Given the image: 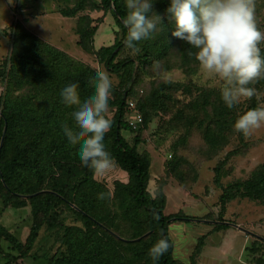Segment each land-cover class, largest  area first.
<instances>
[{
  "label": "trees",
  "instance_id": "16d2710c",
  "mask_svg": "<svg viewBox=\"0 0 264 264\" xmlns=\"http://www.w3.org/2000/svg\"><path fill=\"white\" fill-rule=\"evenodd\" d=\"M55 1L67 5L58 12L63 18L84 12H109L117 25L113 44L99 49L93 45L97 27L90 16L77 18L75 34L77 46L118 81L109 101L107 117L112 126L105 134L104 144L116 161L114 168L122 171V179L108 184L81 167L75 147L68 144L61 129L62 124L73 123V109L61 103V90L76 83L82 98L90 95V77L97 69L54 48L21 23L13 24L8 31V55L0 65V84L4 87L0 95V142L6 123L0 148V203L3 210L29 208L31 225L24 244L0 226V238L10 247L6 253L0 250L3 264H22L42 231L47 237L38 244L40 249L48 238L52 242L48 245L51 257L47 264H153L148 251L157 240L168 239L171 219L187 221L164 216V187L171 179L181 188L195 183L196 168L177 152L180 145H186L192 131L203 140L201 156L206 160L233 141L238 142L213 169L214 185L222 192L218 202L221 215L235 200L264 204V165L244 181L221 185L228 172L226 164L245 147V136L237 133L233 124L248 110L264 107V97L259 95L264 93V78L250 85L256 90L253 97L228 109L221 100L220 89L201 87L190 80L199 68L194 60L196 50L171 36L174 25L168 22L166 13L169 0H155L152 14L159 16L163 25H157L151 39L138 43L140 51L135 55L123 43L127 34L121 22L127 14L125 0ZM260 48L264 56V47ZM172 70L181 71L189 80L180 84L160 79ZM128 102L142 117L136 131L126 121ZM154 115L168 118L172 127L181 126L184 135L164 164V174L151 195L147 190L150 157L139 153L137 146ZM123 132L136 134L133 145L125 141ZM101 192L111 198L97 199ZM157 216L158 220L154 218ZM228 229L229 225L221 220L211 232ZM205 238L198 240L190 264L199 258ZM259 244V248L254 244L248 249L251 264H264V241ZM172 253L173 246L158 264H182Z\"/></svg>",
  "mask_w": 264,
  "mask_h": 264
},
{
  "label": "rangeland",
  "instance_id": "374dc122",
  "mask_svg": "<svg viewBox=\"0 0 264 264\" xmlns=\"http://www.w3.org/2000/svg\"><path fill=\"white\" fill-rule=\"evenodd\" d=\"M252 2L257 25L264 31V0H252ZM66 6L55 0H0V65L8 55V31L13 24L21 23L25 29L34 35L37 34L39 38L42 37L41 40L54 48L60 47L67 50L73 56L66 53L71 58L97 71H104L98 66L93 56L77 46L76 22L81 15H88L95 21L93 26L97 27V32L93 45L95 49H99L111 46L114 42V32L118 31L114 18L109 12L105 14L104 12H84L74 18H63L58 12ZM259 47H264V42H261ZM160 79L180 84L189 80L178 70L165 73ZM111 80L113 87L116 86L117 79L111 77ZM190 80L201 87L220 89L219 83L212 84L200 68L190 77ZM142 89L139 90L143 91ZM3 91L4 87L0 84V95ZM141 91L138 92L139 95ZM259 95L260 98L264 97V93ZM245 100L246 98L242 99L238 105L243 104ZM183 135L184 130L181 126L172 127L168 124V118L155 115L147 130L141 133L137 151L141 154L146 153L150 157L151 167L147 190L151 195L156 191L157 180L164 174V164L171 159L173 149L179 146L177 142ZM122 137L129 145H133L136 134L123 132ZM244 143L243 152L231 158L226 164L225 169L228 172L221 180L222 187L237 180L248 179L254 170L264 165V125L250 136H245ZM237 146L238 142L233 141L217 156L206 160L201 156V151L205 148L203 140L198 132L192 131L188 135L186 145H180L177 148L178 154L192 163L197 170V179L194 184L181 188L171 179L164 187L167 200L164 216L187 220L174 222L171 219L167 229L168 239L173 246L172 256L182 264H190L197 242L204 236L206 238L202 254L195 264H246V261L252 259L247 250L254 244L259 248V242L264 241V204L249 200H235L226 206L221 215L218 202L222 192L214 185L213 169L228 152ZM119 173L121 175L122 171L119 169L116 171V168H113L107 175L98 176V178L111 184L114 180L122 179ZM221 220L229 225V229L212 233V227ZM30 225L29 208L3 210L0 203V226L9 230L8 232L19 243H25ZM46 237V232L42 231L30 256L23 260L22 264H47L51 257L48 247L52 243L51 239L48 238L45 241L43 248L40 249L38 246ZM35 246L38 247L35 249ZM9 249L8 243L0 238V250L6 253ZM4 262L0 255V264Z\"/></svg>",
  "mask_w": 264,
  "mask_h": 264
},
{
  "label": "clouds",
  "instance_id": "9594fccd",
  "mask_svg": "<svg viewBox=\"0 0 264 264\" xmlns=\"http://www.w3.org/2000/svg\"><path fill=\"white\" fill-rule=\"evenodd\" d=\"M125 3L127 14L122 23L127 34L123 43L135 55L140 51L138 43L151 39L157 25L163 23L152 14L155 0ZM166 13L168 22L174 25L171 36L196 50L194 60L212 84L219 83L221 100L228 109L256 94L250 85L264 78V56L259 47L264 42V31L257 25L252 0H169ZM90 81L91 94L83 98L76 83L61 90V103L73 109L72 125L62 124L61 129L68 144L75 147L80 166L102 177L116 163L104 144L105 134L112 126L107 113L113 83L104 71L95 72ZM262 125L264 107H257L240 115L233 128L250 136ZM106 198L110 199V194L97 195L99 200ZM170 247L166 237L157 240L148 251L153 264H158Z\"/></svg>",
  "mask_w": 264,
  "mask_h": 264
},
{
  "label": "built area",
  "instance_id": "2783aa9c",
  "mask_svg": "<svg viewBox=\"0 0 264 264\" xmlns=\"http://www.w3.org/2000/svg\"><path fill=\"white\" fill-rule=\"evenodd\" d=\"M127 124L130 129L136 131L142 124L141 115L135 110V105L132 102L127 103Z\"/></svg>",
  "mask_w": 264,
  "mask_h": 264
},
{
  "label": "water",
  "instance_id": "95a60500",
  "mask_svg": "<svg viewBox=\"0 0 264 264\" xmlns=\"http://www.w3.org/2000/svg\"><path fill=\"white\" fill-rule=\"evenodd\" d=\"M113 11L115 12L114 8L112 7ZM119 18V16H117ZM122 22V20H121ZM5 131H6V123H5V126H4V129H3V135H2V138H1V142H0V148H1V145H2V141H3V137H4V134H5Z\"/></svg>",
  "mask_w": 264,
  "mask_h": 264
},
{
  "label": "crops",
  "instance_id": "0c3cea01",
  "mask_svg": "<svg viewBox=\"0 0 264 264\" xmlns=\"http://www.w3.org/2000/svg\"><path fill=\"white\" fill-rule=\"evenodd\" d=\"M37 35V34H36ZM38 36V35H37ZM38 37H40V36H38ZM42 38V37H41ZM43 39V38H42ZM58 49H60V50H62V51H64L65 53H67L68 55H70V56H72L67 50H63L62 48H60V47H57ZM73 57V56H72ZM248 251V250H247ZM201 254H202V252H201ZM250 261H246V264H250L249 263Z\"/></svg>",
  "mask_w": 264,
  "mask_h": 264
}]
</instances>
